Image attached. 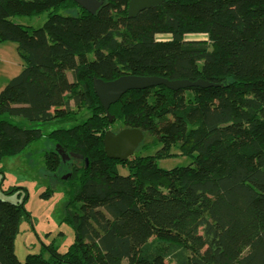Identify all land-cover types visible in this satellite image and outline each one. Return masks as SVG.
<instances>
[{
  "label": "trees",
  "instance_id": "obj_1",
  "mask_svg": "<svg viewBox=\"0 0 264 264\" xmlns=\"http://www.w3.org/2000/svg\"><path fill=\"white\" fill-rule=\"evenodd\" d=\"M129 2L105 0L92 13L75 0H0V41L17 42L24 60L0 92V115L65 123L89 114L50 131L56 148L45 154L52 172L68 167L57 145L79 155L67 180L74 242L21 262L29 195L0 198V264H264V0H166L133 16ZM46 11L36 29L11 19ZM126 74L209 85L133 89L113 103L114 120L151 138L124 161L105 151L111 122L93 81ZM42 137L0 119V161ZM157 144L155 155L137 154ZM173 146L193 162L160 168Z\"/></svg>",
  "mask_w": 264,
  "mask_h": 264
},
{
  "label": "rangeland",
  "instance_id": "obj_2",
  "mask_svg": "<svg viewBox=\"0 0 264 264\" xmlns=\"http://www.w3.org/2000/svg\"><path fill=\"white\" fill-rule=\"evenodd\" d=\"M60 13L72 15L74 11L62 9ZM48 15L49 12L46 11L34 16H15L11 19L14 23L36 29L45 23ZM166 37L164 35L159 36L161 39ZM188 37L204 38L200 34H191ZM23 68L24 60L19 53L18 43L10 40L0 41V92ZM69 76L72 78L71 72H69ZM72 106L75 107L73 103ZM88 115L87 110H81L76 121L65 123L29 121L20 116L0 115V119L26 128H39L43 132L42 138L31 143L20 154L7 156L0 161V198L17 203L23 201L26 192L29 195L25 207L30 213L31 220L26 217L22 219L15 239V254L21 262L25 261L29 254H43L45 258H49L51 247H55L60 253H64L75 240V230L66 220V209L70 201V186L67 180L71 176L70 163L74 159L79 161L78 157L70 155V159L65 162L68 167L62 166L59 170L52 172L45 161V154L47 151L56 148L48 136L50 131L61 127H72L83 122ZM162 126L164 124L161 123L159 127L154 128V133ZM124 128L126 127L121 121L114 120L107 130L119 132ZM150 139V136L145 134L144 141L148 142ZM160 147L161 145L157 144L145 151L138 150L137 154L155 155ZM172 153L173 155L169 157L157 158V164L160 168L171 169L176 166H186L193 162V157L183 155L177 146H173ZM119 171L122 175L129 174L128 167L120 166ZM15 188L16 190H14ZM47 191H52V195L44 197L43 194Z\"/></svg>",
  "mask_w": 264,
  "mask_h": 264
},
{
  "label": "water",
  "instance_id": "obj_3",
  "mask_svg": "<svg viewBox=\"0 0 264 264\" xmlns=\"http://www.w3.org/2000/svg\"><path fill=\"white\" fill-rule=\"evenodd\" d=\"M82 8L89 12L95 13L105 2V0H75ZM166 0H130L128 5L129 16L138 14L140 11L158 5ZM94 90L97 93L106 114L112 122L115 118L110 114L109 108L116 103L129 90L145 89L148 87H156L165 85L170 89L187 88L191 86H206L208 82L198 80L190 81L187 79L169 80L160 76H146L126 74L115 80L105 81L101 78H94ZM144 131L138 128L126 127L119 132L107 130L104 136V148L107 155L111 158L120 160H128L132 157L144 140ZM57 152L64 161L70 159V155L79 157L76 153L67 154L66 150L57 145Z\"/></svg>",
  "mask_w": 264,
  "mask_h": 264
}]
</instances>
